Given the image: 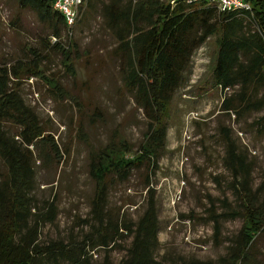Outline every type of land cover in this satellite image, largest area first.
<instances>
[{"label":"trees","instance_id":"16d2710c","mask_svg":"<svg viewBox=\"0 0 264 264\" xmlns=\"http://www.w3.org/2000/svg\"><path fill=\"white\" fill-rule=\"evenodd\" d=\"M14 1L36 15L45 35L38 36L40 44L25 46L13 62L0 60V264H94L98 248L105 251L102 264H264V169L255 183L256 167L227 128L222 163L232 176L238 208L224 199L226 206L221 212L210 209V218L218 235L222 221L241 219L243 224L224 255L217 260L158 257L160 220L153 184L168 144V106L184 84L194 54L212 37L217 43L212 83L225 92L222 110L264 131V0H242V6L223 11L207 0H81L72 25L55 7L56 0ZM91 11L113 38L114 46L106 51L148 123L138 148L118 137L90 149L89 174L96 183L92 220L85 221L90 230L77 238L45 241L44 224L56 219L57 210L54 202L45 211L36 202L35 165L52 154L60 164L70 150L60 148L45 128L23 87L31 78H44L55 94L61 91L58 80L45 75L48 54L60 53L63 65L74 72L79 48L62 38ZM19 22L13 18L11 24L21 28ZM137 172H145L148 206L136 220L112 215L108 198L113 184L128 182ZM115 251L125 252L118 262L112 259Z\"/></svg>","mask_w":264,"mask_h":264},{"label":"rangeland","instance_id":"374dc122","mask_svg":"<svg viewBox=\"0 0 264 264\" xmlns=\"http://www.w3.org/2000/svg\"><path fill=\"white\" fill-rule=\"evenodd\" d=\"M91 12L62 38L65 44L73 42L79 48L74 72L63 65L60 53L48 54L45 75L58 80L61 91L55 94L44 78H31L23 87L27 102L35 107L45 128L60 148L70 150L60 164L52 154L35 165L36 202L43 211L46 204L54 202L57 210L56 219L44 224L41 238L45 241L77 238L90 230L85 221L92 220L89 216L96 185L89 174L90 149L118 137L138 148L147 128L148 121L126 93L116 62L106 51L114 46L113 38L97 13ZM13 18L20 20L21 28L11 24ZM42 30L34 13L18 7L14 0H0V60L13 62L23 55L25 46L40 44L38 36L45 35ZM216 52L214 37L196 51L184 84L166 111L168 144L153 184L160 220L158 257L167 260H217L243 224L241 219L222 221V233L218 235L210 218V209L221 212L226 206L224 199L238 208L232 176L222 163L224 127L248 152L256 167L255 183L262 178L264 131L222 110L225 92L212 83ZM144 173L113 184L108 198L112 215L124 214L136 220L145 211L150 196L144 188ZM260 246L264 248V236ZM124 253L115 251L112 259L118 262ZM104 255V249L98 248L94 264H102Z\"/></svg>","mask_w":264,"mask_h":264},{"label":"built area","instance_id":"2783aa9c","mask_svg":"<svg viewBox=\"0 0 264 264\" xmlns=\"http://www.w3.org/2000/svg\"><path fill=\"white\" fill-rule=\"evenodd\" d=\"M218 6L220 10H227L242 6L244 2L242 0H207ZM81 0H56L54 5L56 8L64 12L69 24H73L76 17L74 10L75 6L79 4Z\"/></svg>","mask_w":264,"mask_h":264}]
</instances>
